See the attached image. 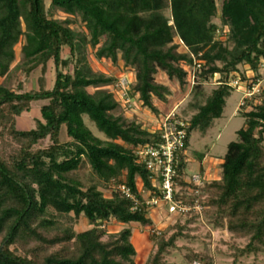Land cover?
Returning a JSON list of instances; mask_svg holds the SVG:
<instances>
[{
  "label": "trees",
  "instance_id": "16d2710c",
  "mask_svg": "<svg viewBox=\"0 0 264 264\" xmlns=\"http://www.w3.org/2000/svg\"><path fill=\"white\" fill-rule=\"evenodd\" d=\"M46 1L68 19H52ZM218 2L219 25L229 28L226 41L216 38ZM76 18L84 32L71 27ZM176 38L205 61L190 104L196 113L186 120L188 137L179 154L177 181L183 189L199 191L189 200L205 204L203 217L209 226L247 241L244 247L230 245L234 264L264 254V85L242 106L245 122L237 132L239 140L228 145L221 178L202 186L186 180L191 135L196 130L206 133L223 116L239 66L247 65L256 74L251 88L261 79L264 0H0V264H138L132 224L152 228L154 222L137 178L144 190L156 189L135 150L159 142L160 133L115 115L122 102L110 88L118 79L94 70L88 49L98 60H120L133 71L130 95L138 94L145 108L157 112L153 99L165 103L170 94L168 86L156 81L157 74L164 72L186 87L182 65L192 64L188 53L179 52ZM18 45L21 59L13 67ZM50 63L56 71L51 89L46 78ZM37 71V90L25 91L23 82L17 90L11 87L14 73L29 78ZM215 74L221 85L207 97L203 82ZM240 79L247 80L244 75ZM34 102L44 103L41 118L34 129L21 130L18 119ZM84 116L107 140L93 134ZM203 158L200 154L201 176ZM87 170L93 179L85 184ZM114 184L130 188L139 205L119 190L106 197L102 189ZM81 216L91 228L77 232ZM182 217L188 218L184 225L178 221L164 232L152 229L149 238L156 250L148 264H167L178 241L189 237L187 226L201 221L198 214ZM112 220L126 227L108 234L103 226ZM186 257L213 264L192 251Z\"/></svg>",
  "mask_w": 264,
  "mask_h": 264
},
{
  "label": "rangeland",
  "instance_id": "374dc122",
  "mask_svg": "<svg viewBox=\"0 0 264 264\" xmlns=\"http://www.w3.org/2000/svg\"><path fill=\"white\" fill-rule=\"evenodd\" d=\"M46 5L52 19L62 22L68 19V16L62 11L52 8L50 1H46ZM217 6L218 15L213 19V22L219 25V17L221 15L220 2L217 3ZM166 15L169 18L171 17L169 10L166 12ZM71 27L77 32L85 31L84 25L80 18H76L75 23H73ZM175 42L180 45L178 38L175 39ZM179 52L187 53V50L184 46L180 45ZM16 53L17 60L13 67L21 59L20 45L16 47ZM64 57H68L66 51L64 52ZM88 59L94 70L102 72L108 76H115L117 79H119L125 73L123 70L124 64L122 61L119 60L117 64H113L108 59L98 60L95 57V51L91 48L88 49ZM68 71L72 73L73 67L71 66ZM65 72H67V70ZM239 74L240 77L244 75L247 80L244 81L241 79L242 85H240L238 88H234V90L231 92V96L227 99L223 116L220 119H216L206 133L196 130L191 135L190 145L186 151L188 163L186 176L189 178H191V176L194 174H199L200 172V154L204 156L203 159L206 160V165L210 161L214 160V165L209 172V176L206 177L207 181L218 180L222 176L221 163H223L225 155L227 154L228 145L231 142H237L239 140L237 132L243 127L245 122L244 118L240 114L241 109L243 108V99L245 98V93L249 91L248 84L256 76V74L250 70V67L247 65L239 66ZM260 75L261 86H263L264 68H261ZM39 77L40 71L33 73L29 78H26L21 72H16L13 75L11 87L14 90H17L19 82H23L25 91L37 90L39 88ZM46 78L47 87L51 89L54 86L56 78V71L53 63L49 64ZM214 80V78L212 80L210 79L209 82L205 84L203 82L207 97L210 96L216 88H218V86L214 85ZM156 81L160 84L168 86L170 90V94L167 97V102L161 103L157 101V99H153V104L157 112L145 108L141 101L139 102V100H136L133 104V107L131 108H125V103L123 102L122 110L120 109L117 111L115 115H123L130 120H136L150 132L156 131L161 124L162 117L174 109H176V113L179 116L189 121L196 113V111L190 107V104L194 102V89L191 93H188L189 91L186 87L181 86L176 81H170L164 72H159L157 74ZM0 82H2L1 78ZM110 89L113 90L116 93L117 98L120 99L117 91L112 87ZM43 104V102H34L32 104L31 111L25 113L21 118L18 119V127L21 130H31L36 127V121L41 118L40 108ZM245 110H251V104L247 105ZM84 122L95 136L104 141L107 140L105 135L97 129L96 125L89 119L88 116H84ZM85 176V184H88L89 180L93 179L90 170L86 171ZM137 186L139 190H142L143 183L139 178H137ZM102 191L106 197H110L113 188L109 187L107 189H102ZM149 217L154 222V226L152 228H144L139 224H132V242L138 252V256L136 258L138 264H148L150 257L156 250L155 245L149 238L150 234L152 233V229H154L156 232H164L169 228H172L178 221L184 225L188 220L186 217H176L174 214H170L168 212V207L165 204H160L158 207L151 209ZM104 226V229L108 234H116L126 227L118 222H115L114 220L110 221ZM90 228L91 226L84 216L80 217L78 224L75 227L77 232H83L89 230ZM185 233L189 237L187 239H180L178 241L179 247L178 249L173 250L171 255L167 257V264H193L194 261L189 262L186 257L190 251L196 254H203L204 256L213 260V264H234V251L230 249V245L235 243L238 247H244L247 244L246 240L235 239L226 230H214L207 224L205 220L204 222L200 221L188 225L187 231H185ZM199 263L203 264L202 262ZM236 264H264V254L240 259Z\"/></svg>",
  "mask_w": 264,
  "mask_h": 264
},
{
  "label": "built area",
  "instance_id": "2783aa9c",
  "mask_svg": "<svg viewBox=\"0 0 264 264\" xmlns=\"http://www.w3.org/2000/svg\"><path fill=\"white\" fill-rule=\"evenodd\" d=\"M228 36L229 28L219 25L216 31V38L221 41H226ZM180 45L184 46L181 41ZM187 53L192 59V64H184L182 66L187 71L186 88L189 91L188 93H191L193 89L201 83L200 75L203 71L205 61L189 53L188 50ZM262 68H264V65ZM123 70L126 74L124 73V75L118 79L113 89L117 91L120 97L119 100L125 103V107L131 108L136 100H139V102L141 100L138 94L134 97L130 95L131 88L136 80L135 73L124 67ZM234 76H236V78L231 80L230 85L232 88H238L242 85L239 71L235 72ZM213 78L215 79L214 85L219 87L221 85L219 74H215ZM213 78H211V80ZM208 82L209 80H206L204 84ZM252 82L253 80L248 84L249 91L245 93V98L243 99L244 103L242 105H245L246 101H251L255 95L260 93L262 87L261 79L251 88L250 85ZM187 129L188 123L179 116L176 113V109H174L163 116L159 128L151 132H159L160 141L154 145L140 146L135 150L138 163L144 164L151 172L153 187L156 189L155 192L146 191L143 187L139 192L143 195L144 203L150 210L158 207L160 204H165L168 207V212L174 214L176 217H182L187 214H198L200 220L204 222L203 212L206 209L205 204L199 199L192 200V202L189 200V198L198 196L199 191L195 190L193 187L183 189L177 181L178 159L179 154L184 151L186 145L188 137ZM186 180L194 186H202L204 181H207V179L203 178L200 174H194L191 178L186 177ZM111 188H113V190H119L127 198L133 200L137 206L139 205V200L132 194L130 188L126 185L114 184ZM178 195L179 198H177ZM103 228H105V226H103ZM193 264L200 263L194 262Z\"/></svg>",
  "mask_w": 264,
  "mask_h": 264
},
{
  "label": "crops",
  "instance_id": "0c3cea01",
  "mask_svg": "<svg viewBox=\"0 0 264 264\" xmlns=\"http://www.w3.org/2000/svg\"><path fill=\"white\" fill-rule=\"evenodd\" d=\"M214 161V160H213ZM213 161H210L209 163H207L206 165V160H203V164L206 166L205 167V173L202 175L203 178H206L209 176V172L211 171L212 169V166L214 165ZM222 164V163H221ZM200 174V172H199Z\"/></svg>",
  "mask_w": 264,
  "mask_h": 264
}]
</instances>
